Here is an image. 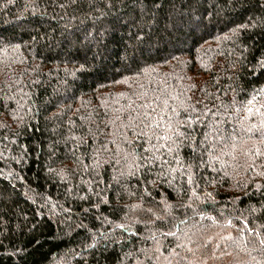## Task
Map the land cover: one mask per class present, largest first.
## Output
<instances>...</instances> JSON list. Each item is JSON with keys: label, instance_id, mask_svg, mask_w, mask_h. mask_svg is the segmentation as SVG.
Here are the masks:
<instances>
[{"label": "trees", "instance_id": "obj_1", "mask_svg": "<svg viewBox=\"0 0 264 264\" xmlns=\"http://www.w3.org/2000/svg\"><path fill=\"white\" fill-rule=\"evenodd\" d=\"M190 83L188 94L218 112L205 124L235 119L229 105L264 89V0H0V264H167L164 256L195 264L174 237L160 236L169 229L197 241L231 233L208 264H264V245L237 230L247 222L264 237V179H249L229 157L223 168H200L198 151L193 185L187 173L155 184L120 175L113 144L100 167L92 163L110 139L106 121L129 98ZM72 135L87 145L74 152ZM191 189L199 200H189ZM153 233L159 260L147 258Z\"/></svg>", "mask_w": 264, "mask_h": 264}, {"label": "snow or ice", "instance_id": "obj_2", "mask_svg": "<svg viewBox=\"0 0 264 264\" xmlns=\"http://www.w3.org/2000/svg\"><path fill=\"white\" fill-rule=\"evenodd\" d=\"M195 89L194 83H190L183 92L169 90V86L165 85L163 90L153 89L154 95H150L148 90L134 94L135 99L129 98L128 105H121L115 110L118 114L106 121V126H111L106 133L110 139L106 141L105 145L94 150L93 165L100 167L99 155L105 151L111 152L107 144H113L117 149L115 156L118 157L115 160V165H121L123 162L124 171L120 175L137 176L141 183L155 184L157 181L163 182L164 178L172 173L179 172L181 177L187 173V183L193 185L196 175L193 169L197 167L195 161L199 151L200 168L212 167L213 161L219 162L223 168L225 165H229V161L223 159L227 156L232 162L229 166L242 169L244 173H252L249 179L256 177L264 179V98L258 99V97L264 96V89L254 91V94L249 96L246 101L241 102L239 106L236 105L235 100L229 105L234 110L235 119H233V114L229 113L227 119L212 121L208 124H205L206 118L215 117L218 112H213L204 100H194L193 95L188 94L194 92ZM199 91L203 92L204 88L201 87ZM217 99L219 98L217 97ZM225 111L227 112V109ZM241 112L243 115L240 114ZM100 131L103 132V130ZM66 139L79 140V144L74 145V152L78 151L80 146L87 145V140L75 135L66 137ZM193 141H198V145H194ZM93 143L95 144L96 141L93 140ZM129 147L131 151L128 150ZM122 148L123 152L121 153ZM184 148L190 149L192 153L187 159L181 155V149ZM217 148H219L218 153ZM205 156L208 157L207 160L204 159ZM104 163L110 164L111 160H106ZM157 168L160 171L154 173L153 170ZM83 170L88 171V165H84ZM213 170L215 171L214 168ZM152 175H155V180L144 179L146 176ZM225 175L228 173L226 172ZM175 179L176 177L172 175V179L167 182L171 185L172 180ZM101 182L103 181L101 180ZM195 187L198 188L199 185L196 184ZM129 195H134V193H129ZM206 195L211 194L207 193ZM188 198L189 200L200 199L194 189L189 191ZM132 207H139V205ZM170 207L173 205L165 203L166 210ZM188 207L190 208L191 205L189 204ZM196 214L202 218L205 217L204 212ZM157 219L163 220L164 218L157 217ZM207 219L212 220L214 224L217 223L212 216H207ZM177 224H186V220L179 219ZM226 224L232 226V221L227 220ZM118 227L125 226L121 224ZM175 227L174 225L173 228ZM237 230L240 233L241 241L245 239L247 232L255 235L260 245H264V237L261 232L250 228L247 222H244L243 227ZM199 231L197 229L198 233ZM160 236L174 237L177 242L171 246L176 249L186 248L187 252L194 257L195 264H208L209 260L216 259L219 241L232 239L231 233H229L227 236H219L218 239H214L212 235L201 236L197 241L193 240L187 231H183L182 235L178 236L177 231L173 229L160 232ZM150 238L156 243L152 249L155 256L148 255L147 258L159 260L163 255L162 245L156 239L155 233ZM189 244H195V248L188 247ZM198 253L199 255H197ZM169 255L179 257L180 261L187 259L179 252H170ZM164 260L167 261V264H172L168 256H164ZM187 264H193V260H187Z\"/></svg>", "mask_w": 264, "mask_h": 264}]
</instances>
